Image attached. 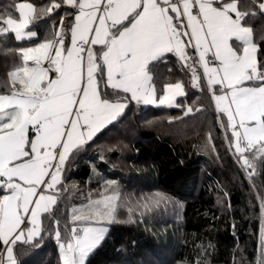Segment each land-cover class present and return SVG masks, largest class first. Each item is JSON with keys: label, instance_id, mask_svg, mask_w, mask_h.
<instances>
[{"label": "snow or ice", "instance_id": "1", "mask_svg": "<svg viewBox=\"0 0 264 264\" xmlns=\"http://www.w3.org/2000/svg\"><path fill=\"white\" fill-rule=\"evenodd\" d=\"M62 5L75 10L69 47L63 28L49 21L43 42L6 49L14 67L4 84L8 94H0V192L6 193L0 196V264H18L17 242L38 243L41 214L57 204L52 190L62 183L73 149L122 116L129 101L176 106L183 83H164L157 100V69L168 53L182 67L195 61L188 43L244 165L253 167L245 152L264 157V23L255 32L252 27L257 12L264 17V0H22L10 5L15 14L0 12V38L11 33L17 42L32 40L38 32L31 26ZM189 71L192 87L204 90L197 69ZM118 199L113 190L73 209L72 222L84 226L70 228L63 242L56 231L63 264H86L107 231L91 224L115 221Z\"/></svg>", "mask_w": 264, "mask_h": 264}, {"label": "trees", "instance_id": "2", "mask_svg": "<svg viewBox=\"0 0 264 264\" xmlns=\"http://www.w3.org/2000/svg\"><path fill=\"white\" fill-rule=\"evenodd\" d=\"M18 2L22 0H0V12L15 14L10 5ZM74 11L67 5L53 10L31 26L38 32L32 40L17 42L11 33L0 38V94H8L4 84L14 67L13 55L6 49L43 42L49 21ZM262 23L264 17L257 12L254 32ZM165 59L167 63L157 69V96L164 83L178 81L185 95L173 107L131 101L117 121L71 153L55 190L57 204L42 215L38 243L34 239L15 245L18 264H62L56 231L63 242L70 228L78 226L72 222V210L113 190L119 193L115 221L86 264H260L264 260V157L245 152L253 167L244 165L197 58L193 65L204 90L192 87L189 66L182 67L184 63L173 54ZM19 62L17 56L15 63ZM188 107L191 113H186ZM4 249L0 243V253Z\"/></svg>", "mask_w": 264, "mask_h": 264}, {"label": "crops", "instance_id": "3", "mask_svg": "<svg viewBox=\"0 0 264 264\" xmlns=\"http://www.w3.org/2000/svg\"><path fill=\"white\" fill-rule=\"evenodd\" d=\"M29 2V1H28ZM75 12V11H74ZM74 14V13H73ZM73 14H71V15H69V16H66V17H64V18H62L63 19V23L61 24V19H56V20H53L52 21V24H54L55 25V29H60L61 27L63 28V33L65 34V36H66V39H65V41H64V43H65V47L67 48V47H69L70 46V38H71V35H70V32H71V27H72V25H73V23H74V15ZM174 15V14H173ZM175 22V21H174ZM190 31V30H189ZM182 39L184 40V41H187L188 40V37L187 36H184V37H182ZM193 43H194V41H193ZM186 52L188 53V54H190V56L191 55H195L196 56V58H197V61H198V53L193 49V47H192V44L191 43H188L187 45H186ZM168 54H172V53H168ZM167 55V54H166ZM174 55V54H173ZM176 56V55H175ZM177 57V56H176ZM178 58V57H177ZM179 59V58H178ZM31 61H29V64L31 65ZM184 63V62H183ZM199 63V62H198ZM200 65V64H199ZM45 66H47L46 64H45ZM202 68V67H201ZM202 70H203V68H202ZM54 75V73H50V76H53ZM102 87V86H101ZM183 90H184V88H183ZM123 95V94H122ZM156 96H157V94H156ZM179 97H181L180 95H177V96H175V98H174V101H173V103L176 105L177 104V100H178V98ZM120 97H117V98H114L113 100H115V99H119ZM159 98H160V96H157V100H159ZM131 101H129L128 102V104L130 103ZM132 102H135V101H132ZM142 104H144V103H142ZM144 105H147V106H152V107H173V106H167V105H160V104H144ZM227 117V116H226ZM119 118V117H118ZM117 118V119H118ZM115 121H117V120H115ZM115 121H113L112 123H114ZM111 123V124H112ZM110 124H108L107 125V127L109 126ZM106 128V127H105ZM105 128H103L102 130H104ZM101 130V131H102ZM101 131H99V132H97L94 136H93V138L92 139H94ZM91 139V140H92ZM90 140H88L87 142H89ZM87 142H85V143H87ZM84 143V144H85ZM83 145V144H82ZM75 149H73V151H74ZM72 151V152H73ZM70 157V156H69ZM69 157H68V159H69ZM67 159V160H68ZM67 160H66V162H67ZM61 180H62V174H61ZM58 186H59V184L56 186V188L55 189H53L52 191H55L57 188H58ZM44 213H42L41 214V220H42V215H43ZM29 227H31V225H28ZM41 227H42V223H41ZM41 234V233H40Z\"/></svg>", "mask_w": 264, "mask_h": 264}, {"label": "rangeland", "instance_id": "4", "mask_svg": "<svg viewBox=\"0 0 264 264\" xmlns=\"http://www.w3.org/2000/svg\"><path fill=\"white\" fill-rule=\"evenodd\" d=\"M117 195H118V197H119V193L118 192H115ZM113 193H110V194H108V195H106V196H111ZM101 199V198H100ZM113 203V207H114V216H115V214H116V210H117V207H118V201H113L112 202ZM86 206V205H85ZM82 207H84V206H80V207H77V209L78 208H82ZM72 214H73V210H72ZM76 223L78 224V226H76V227H78V228H82L83 226H84V224L82 223V222H80V221H76ZM112 223V222H111ZM111 223H109L107 220H98V222H93L92 224H91V226L92 227H102V228H106L107 229V231H106V234H107V232H108V226L111 224ZM263 228H264V223H263ZM106 234H105V236H106ZM263 241H264V229H263ZM264 244V243H263ZM59 251H60V254H61V262H62V264H63V259H62V251H61V249H60V247H59ZM263 251H264V248H263ZM90 255V254H89ZM88 255V256H89ZM86 260H87V258H86Z\"/></svg>", "mask_w": 264, "mask_h": 264}, {"label": "built area", "instance_id": "5", "mask_svg": "<svg viewBox=\"0 0 264 264\" xmlns=\"http://www.w3.org/2000/svg\"><path fill=\"white\" fill-rule=\"evenodd\" d=\"M186 63H187V66H189V68L194 66L192 59H189Z\"/></svg>", "mask_w": 264, "mask_h": 264}]
</instances>
